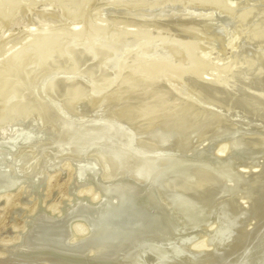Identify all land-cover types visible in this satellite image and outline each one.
<instances>
[{
    "label": "rangeland",
    "instance_id": "374dc122",
    "mask_svg": "<svg viewBox=\"0 0 264 264\" xmlns=\"http://www.w3.org/2000/svg\"><path fill=\"white\" fill-rule=\"evenodd\" d=\"M147 1L148 0H145V2L144 0L142 1L141 0H136V1H133V0L132 1L131 0H127V1L126 0H11V1L10 0H0V121H1L0 123H4L6 120H9V119H19V118H24L26 116H30V117L33 116L34 117L33 120L36 123L35 124L34 122H32L33 125L32 123L31 124L26 123V124H23V126H21L23 127V129L28 130V132H31L32 134H34L32 137H27L28 138L27 140L26 138H20V139L16 138L15 141H11V139L14 138V137H11V139L8 141L9 142L8 145L10 146L5 145L8 143L6 142L7 140L5 142L3 141L4 139L0 140L2 142V143L0 142V184L2 183L5 177H6L5 179H9L10 181L13 182V186L11 185L7 188L0 189V196L5 195L2 197V199H0V247H3V248H0L1 254L6 252L4 255L7 256L6 254L13 252V250L9 249L8 247L13 245L15 242H22L26 237L28 238V237H31L33 234H35V231L31 232V230L33 229L34 226H36L40 222L38 220L39 217L42 216L43 214L46 215L47 214L46 212H51L52 209H56L55 214L53 215L54 217L56 216L54 220H56V222H62V220L65 221L67 219L66 215H68L72 211L81 210V208L83 207L82 205L87 203L88 199H86V196L85 195L83 196V194L89 193L88 198H92V196L89 197V195H95L96 193L97 198L100 199V201H103L106 199L107 194H108V185L104 180L100 179V180L91 182V180H88V179L82 180L80 178L79 173L81 172V168L79 167L81 166L83 168L84 163L83 162L81 163V160L75 157L76 151H77L76 156H79L80 152H81V155H86V154L90 155L91 154L90 152H92L93 154L94 153L97 154L99 151L98 148L102 146L103 148L100 149L99 153L102 155L109 154L110 156H112L110 152V147L108 145L106 147L104 143L106 144V142H109L110 140L112 141L116 140L117 145H119L120 143L121 145H123V143L125 144V142L126 143L129 142L128 139L127 140L123 139L124 142L123 140L120 141V139L122 138L119 139L118 137H114L113 139L115 138L116 139L113 140L112 139L113 136L112 137L110 136L109 138L111 139L109 140L105 138L106 141L102 142L104 141V138H103V135L101 134V131L99 130V127L97 126H90L88 128H84L75 133L72 132V135H71L70 133H68V132H71L70 127H68L67 124H65L62 120H59V119L58 120L61 123L59 125V123L57 122V125H59L60 127L58 130V127H56L55 125L56 122L54 123V121H56L57 118L52 121L54 128L56 127V130H57L56 133L49 134V132L48 133H46V131L43 132L42 126L43 125L47 126V123L49 122V118H48L49 116H48V113L46 112L44 104H46V102H48L49 105L56 103L58 101L57 94H59V90H62V91L64 90V93L68 97L67 98L65 94H64L65 97L62 96L63 100L66 102L65 104V102L63 101L66 106L64 109L62 108L60 109L58 107L59 112H61L65 116L69 115V117H73L76 115L78 108L84 103L90 109H93L94 115L91 116V119L95 117V119L97 120L114 122L122 126L127 132H130L131 134H133L134 145L136 146V149L145 150L146 149L145 147L149 145V147L152 146L151 150H153L154 152H167V151L162 150L163 145L165 144L166 146L164 145L165 146L164 148H166L171 138H169V140L167 138L163 139L162 136L159 135L165 132L162 129H164L166 126L168 127L177 126V127L187 128L193 125L194 126L193 128L195 129V131L193 130L190 133L189 141L193 142L191 149L193 148V146H195L194 147L195 149L193 148V150L190 151V154H193L195 156V155H199L203 153L202 152L204 150L203 148H205V146L206 145L208 146L209 144V145H214L215 147L224 148L225 152L228 155H231L230 157H233V156L241 157L244 161L245 167L248 168L247 170L246 169H241V170L249 172L247 175L243 174L244 176H246L245 177L246 180H244L243 183L248 188V191H249L248 197L249 199H252L255 196L257 184L256 182L253 181V175H254L253 173L256 172V170L258 171L264 170V146L256 147V145L254 146L250 143H247L246 139L255 137V136H259L264 139V78L255 79L250 85H248L249 87L247 88L246 91L240 92V93L228 92L224 90H215V91L208 90L207 91V90L201 89L198 86L190 85L192 88L190 91H187V92L190 95L192 101H194L193 107H191L189 110L183 112V114H180L178 116L177 115L176 116H163L159 119L150 118V120L146 119L147 121L145 122V120L139 121L136 118L134 119V116H133L134 108H131V106L132 107L135 106L136 103L130 97L127 98V95L129 96L130 94L125 93L127 95H124L121 91L115 88L116 90L107 89L105 93L103 92L104 95L102 94V92L97 94L96 93L97 91H95L94 92L96 95L95 96L94 93L93 94L89 93L90 90L91 91H94V90L92 88L91 89L87 88V85H89L90 83H91L90 85H92V82L94 85L96 84L97 86L100 84L103 85L102 80L100 81V79L97 78V79L91 80L92 82H90L88 79L84 77L87 73H89L88 72L89 69L90 71L94 70L97 73H100L99 71L101 72L108 71L110 68V65H112L113 57H111L110 55L103 57L104 55L102 56L99 54L97 55L96 52L102 50L104 47L109 46V45H110L109 47L111 46L113 47V48L111 47V49L113 50L115 48L118 49L116 53L119 52L121 49L120 47H123V45H127L128 41L132 40V39L130 40L132 36L130 34L128 36L127 35L123 36L124 38L126 36L130 37L128 38L129 39L128 41L126 40L127 37L125 39L122 37L123 33L127 34L129 32L132 34L137 33V32L144 33L145 38H141L142 40L144 39V41H147V38L149 36L148 40L152 42L150 47H154V48H157L158 46L159 47L168 46L172 44L170 43L172 42V40L174 43L175 40L179 41L184 38V40H198L201 43L202 47L207 52L211 53L212 57H218L221 59H229L233 56L234 57L237 55L240 56V54H244L247 56H254V57L258 56L261 53L260 51L261 49H259V46L254 41L252 42L253 39H251L253 38L252 35L254 32V26H255L254 25L255 22H252V20L255 19L256 21L261 16L260 14H264V6H263L264 0H222L221 2L222 5L217 6L215 3L207 4V5H210V7L207 5L202 7L201 3H200L201 5L200 6L199 3L197 2L198 0L197 1L192 0L189 3L187 2L190 0H185V1L184 0L183 1L182 0L180 1L179 0H165V1L162 0L163 2L160 0L161 4L159 3V0L158 1L154 0L155 2H151V0L148 1V3L150 2L153 3L154 6L153 5L150 6L151 4L150 5L147 4ZM156 2H158L159 4L156 5ZM230 4H232V6L234 5L235 7H233L232 9V6H230ZM222 8L223 10L224 9L227 10L226 11L227 13L224 12ZM234 8H236L237 10ZM240 9H243V10H240ZM238 10L240 11V13L238 12ZM252 10H254L255 12L258 11V13L253 14L254 12L252 13ZM236 11L239 13V15L237 16L234 15L236 14ZM242 11L244 14L242 13ZM248 12H250L251 14ZM240 19H242V21L246 20L247 22L250 20L251 22L250 21L248 23H246V21L242 22ZM98 23L101 25H98ZM136 24L137 26L138 25L140 26L137 27ZM94 25H96L95 29H93V27H95ZM97 25L99 27V31H97L98 30ZM79 29L85 31L84 35L85 34L87 35L85 36L82 35L83 31L81 32ZM78 32H80L81 34ZM46 33L47 34L51 33V36H48V38L50 39L47 40V42L46 41L41 42L39 40V37L46 36L45 35ZM59 34L64 35V37L63 36L61 37ZM79 34L80 36H78ZM152 34H155V36ZM54 35L58 36L60 39ZM246 35H248V37ZM162 37H163V40L161 39ZM165 37H167L166 39L167 41H169L168 42L169 44L167 42H166L167 44L165 43V40H166ZM98 40L101 43V45L99 44L101 46L100 48L97 47L98 46L97 44L99 42ZM96 41L97 43H95ZM90 44H92L93 46ZM137 45L138 44H136V46ZM91 46L93 50L92 48H89ZM80 61L84 63L83 66L81 65ZM73 74H77L79 78L87 82V85L86 83H84L83 85L81 84L82 86L78 85V86H81L82 88L81 90H79L81 94H82V91L85 92L84 93L85 95L79 98L76 97L75 95L68 96L67 94H68L69 89L67 86H69L68 85L69 83L67 81H66L67 83L63 82V80L65 81L68 76L73 75ZM31 75L33 76L32 78H31ZM52 77H54L56 80L52 81L51 80ZM65 87L66 89H64ZM21 91H24V92H21ZM79 91L78 93H80ZM114 91L115 92L119 91V92H116V94H114L115 93ZM97 95L98 96L100 95V96L97 97ZM115 96H117V98H115ZM130 96H133V95H130ZM71 98L72 99L74 98V99L70 100ZM76 98H78L79 102L81 100L82 101L79 103L77 102L78 100ZM119 100L120 102H118ZM131 100H133V102ZM19 101L21 103H19ZM33 101H35L34 102L36 103L35 105L33 104ZM93 101L95 102L93 103ZM68 103L72 104V106L74 105L75 106L74 107L69 106ZM96 104L97 106H95ZM34 106H35V109H34ZM125 118H126V121L124 120ZM40 122L41 123L43 122V124H41ZM82 122L85 123L86 120H82ZM1 127L2 125H0V128ZM36 127H39L40 129H37ZM20 131H23V130L21 129ZM60 131L64 132L65 135L62 132L61 133L63 135L59 134ZM17 132L19 131H16L15 133L16 137L17 135H19V133ZM79 132L81 133L79 134ZM51 134L53 135L52 137H54V139L56 137V139L54 140L56 142L59 139L58 136L60 137L61 135V139L58 140L59 144H60V141L62 142L61 147H59V144H57L56 142H52L53 138L50 136ZM153 135L154 137H152ZM80 136L86 141L87 145L89 142H90L89 145H93V143L97 145V143L98 144L100 143L99 145L100 147L98 146L94 147L93 145V147L96 149L93 148V150H90L92 146H88L89 147L88 148L86 145V147L82 149L79 145L76 144L78 142V137ZM93 136L95 137L92 138ZM49 137L52 140L50 139L48 140ZM68 138H69V141H67ZM93 139L95 141L96 140L98 141L95 142L93 141ZM118 140H119V143H118ZM165 140H166V143H164ZM50 141L52 142L51 146H50L51 144ZM63 141L68 143V145H66L65 142L63 143ZM162 141L163 143H161ZM131 142L132 141H130L129 143ZM46 144L49 145L50 147L47 146ZM43 145H45L44 148L42 147ZM46 146L48 148H46ZM78 146L81 148V151L79 150ZM28 147H31V149H29ZM41 147L43 148L42 150L43 152L40 149ZM51 147H53V149ZM159 147L160 149H157ZM168 147H170V145H168ZM56 148H57V151L55 150ZM72 148L75 149L76 151L71 152ZM23 149L25 151L28 150L29 153L27 152L25 154L26 156L24 155L23 157H18V153ZM63 149H67V150L63 152L61 151ZM197 149H198V152H196ZM37 150L39 151V153L41 152L42 153L41 154L37 153ZM58 150L60 152H58ZM85 150L88 151L86 154H85ZM95 150L97 153L95 152ZM57 152L59 154H57ZM61 152H63V154H61ZM211 152L213 153L214 151L211 150ZM211 152L208 153L207 157L205 156V159L210 160V158L212 157ZM73 153H75V155ZM196 153H199V154H196ZM31 154L32 156H27ZM36 154H39L38 156H40L38 157V159H40L41 157L44 158L43 160L41 159L42 162L37 159V156H35ZM45 154L47 158L44 156ZM223 155L224 157L226 156L225 154ZM29 157H30L31 165L33 162L35 164H37L38 162L37 166L40 167V169L37 168V166L34 164L32 166L29 164V161L27 159ZM114 159L117 160V158H114ZM73 160H77L76 161L77 164H79L78 161H80V164L79 165L75 164ZM39 161L42 163L41 166H40L41 163ZM166 161L167 163H165ZM160 162H163V163H160ZM159 164L161 166L167 167V165L170 163L168 162V160L160 159ZM231 165H232L231 162L227 163V166H230L233 168V165L232 166ZM26 166L28 167L26 168ZM33 166H35V168H33ZM30 167L34 169V170L32 169V171H34L32 172L33 174L30 173L31 172ZM42 167H43V171H42ZM200 167L199 168L190 167L192 169L189 168V170L197 174L196 178L198 177V174L200 176L202 175V179H200L201 178L200 176L198 177L199 179L198 178L196 179L195 176L190 177L188 174L186 175L184 174L181 176L172 175L165 179H161L159 183V188L160 189L163 188V185L165 187L166 184L168 183L169 184H175L177 182L184 183L187 186L189 185L191 187L190 188L188 186L190 189L194 188L196 190H200L203 192H207L208 194H211L209 196L211 198V201H213L214 199L216 200L212 202L214 207H216L217 203L219 204V203L231 201L234 199L235 194L237 195L236 193L237 191H235L234 186L238 185V184H234L237 182L236 178H227L225 180V177L222 176L221 174H218L217 176V173L215 174V171H213L212 173V171L210 170L212 168L209 165L200 166ZM54 169H57V170L53 171ZM13 170H14V173H13L14 175H11ZM39 170H41L42 173ZM46 171L49 173H47ZM43 172L47 173V175L49 174V176H44L45 174H43ZM40 173L41 175H39ZM130 174L132 175V177L136 179L139 178V181L140 179L141 181L144 180L141 174H138L139 177H136L137 174L135 173H130ZM212 174L214 176L213 179H212ZM215 177L216 179L219 178L220 180H222L219 183L222 184L223 188L220 186L221 184L217 186L218 180L214 181ZM43 178H45L43 181L44 183L43 182L39 183V180ZM170 179L171 181L169 182L168 180ZM172 179L173 180L175 179L174 180L175 182H173ZM185 180L189 182L190 184L191 182H193L194 184L190 185ZM213 181L216 183H214ZM231 181L233 185L231 184ZM251 181L253 182L251 183ZM78 182L80 183V186L81 185L83 186L80 187ZM85 182H86V185L84 184ZM250 184L252 185L253 188L251 187ZM19 185L23 186L20 190H18L20 192L11 193L14 190V188ZM38 186L40 187L38 188ZM87 187H90V188L93 187V188H91L92 190H90ZM218 187L220 188V190L217 189ZM70 189H71V192L73 193V196H71V198L69 196ZM24 193H26L30 197L34 196V198H37L39 201L42 200L43 198L45 201V205L40 206V203L38 201L37 203H35L33 202V200L28 202V204L26 202H22V197ZM218 194H221L219 197H217L218 200L220 201H218L217 198H215ZM165 197L167 199V201L166 199L165 201L166 203H168L167 205L170 207L171 206L170 204H172L171 198L167 195ZM67 201L68 203L64 205L63 203ZM243 204H246V203L243 202ZM73 205H76V206L78 205V206L76 207ZM43 208L47 211L45 212ZM60 208H61V213H60ZM19 209L26 211L28 214L25 224L23 223V218L18 215L17 211ZM41 209H43L42 212H39V210ZM64 210H66V213ZM92 212L93 213L90 214L91 212L86 210V213H84V215H82V217H80L79 220L78 218H75L73 222L75 223L76 221L77 222L81 221V225L85 227L86 229L85 231L87 235L90 237V239L95 238V237L105 239L106 237L105 244H107L110 240L112 241L116 239L115 240L116 242L118 240L120 241L121 238L124 239V237H126L127 234L128 235L131 234V232L141 233L143 232V230H146L148 228L152 229L155 227V224H156V221L154 219L149 220L148 218L142 219V218H137V217L129 218L126 216L124 218L122 217L116 223H109V225L107 223L104 225L102 224L103 227L100 228L101 231L97 234L95 232H98L99 230L93 231L92 228L88 226L90 223L88 218H93V216L91 215H97L100 212L94 213L96 212L94 210H92ZM35 213L37 214L35 215ZM84 216H85V219H84ZM61 218L62 220H60ZM50 219L51 218H48L46 220L44 219V220L48 222ZM82 220L86 224L88 223V225H86L85 223H82ZM47 222H45V224L51 223L50 221L48 223ZM112 226L114 227V231H113L114 234L115 235L118 234L116 235L117 238L112 237L114 235L113 233L111 237L110 236L108 237V235H111V233L109 234V232L113 230V228L111 229ZM206 227L207 226L203 228L200 227V228L202 230L206 229L208 232H210L211 231L210 229H212V227H210V229L209 227H207L208 229ZM89 228H91L92 231H90ZM108 228L110 229V231L108 230ZM197 228L193 229L189 227L188 228L183 227L181 229V232H178L176 235H174L173 239L175 240L177 239L176 241H180V242L185 241V239L187 240L189 236L191 237V235L197 231ZM82 229L84 230V228ZM23 230L24 232L21 234V236H18V235L15 236L16 233H21ZM106 230L109 231L107 232L108 235L106 234V232H104ZM213 230L211 232H214ZM10 231L13 232V234H9ZM186 231H188V234L186 233ZM102 232H104L103 234L104 235L106 234V235L105 236L101 235ZM70 235L71 234L68 231L67 238L69 239V241H71L70 239H72V241L76 243V239H74L73 236L71 235L72 236L71 237ZM110 244L115 246L117 243H110ZM109 245L107 248L105 247L104 249H110L111 245L110 246ZM114 246L112 247V249L114 248ZM11 248H13V246ZM147 256L148 255H145L144 257L145 259L143 258L144 263H152V261H154V263H159L160 261L158 260L160 257H157V256H156V259L158 261L154 260L155 258L151 256H148V257H151V260L148 261ZM161 262L162 261H160V263ZM0 264H2V260Z\"/></svg>",
    "mask_w": 264,
    "mask_h": 264
},
{
    "label": "bare ground",
    "instance_id": "6f19581e",
    "mask_svg": "<svg viewBox=\"0 0 264 264\" xmlns=\"http://www.w3.org/2000/svg\"><path fill=\"white\" fill-rule=\"evenodd\" d=\"M133 1H136V0H133ZM148 1H150V0H148ZM148 1H147V4H149V5L151 4L150 6H152L153 3H151V2H155L158 0H155V1L151 0L150 3H148ZM163 1H165V0H163ZM191 1L192 0L188 1L187 3L191 2ZM144 2H145V0H144ZM197 2L199 3V5L201 3L202 7L206 6L207 4H212V3H215L217 6L222 5V3H221L222 0H198ZM159 3H160V0H159ZM159 3L156 2V5ZM207 6L210 7V5H207ZM230 6H232V4H230ZM141 7H142V5H141ZM143 7H145V6H143ZM233 7H235V6L233 5L232 9H233ZM117 8H118V6H117ZM236 8H234V9H236ZM232 9H231V11H232ZM261 9H260V11H261ZM222 10H223V8H222ZM240 10H243V9H240ZM223 11L226 12L227 10L224 9ZM238 12L240 13L239 10H238ZM238 12L236 11V14H234V15H236V16L239 15ZM242 13H243V11H242ZM248 13H250V12H248ZM252 13L253 14L258 13V11L255 12L254 10H252ZM193 15H195V14H193ZM197 15H199V14H197ZM260 15L261 16L256 21H255V19L252 20L253 18L251 19L252 22H255L254 23V25H255L254 26V32L252 35L253 38H251V39H253L252 42L254 41L259 46V49H261L260 50L261 53L258 56L254 57V56H247L244 54H240V56L239 55H237L235 57L233 56L229 59H221L218 57H212L211 53L207 52L202 47L201 43L198 40H184L183 37H182L183 39H181V40L178 39L179 41L174 39L175 40L174 43L172 40V42H170L172 44H170L168 46H161V47L158 46L157 48H154V47H150L152 42L148 40L149 36L147 38V41H144V39L143 40L141 39V38H145L144 33H142V32H137V33H133V34L130 32L127 34L123 33L124 35L122 34V37L125 35L128 36L129 34L132 35L131 38L126 36L127 37L126 40L128 41L129 40L128 38H130V40L132 39L131 40L132 42L128 41L127 45H123V47H120L121 49L119 52H117L118 54L116 53V51L118 49L115 48L113 50V49H111L112 46L109 47L110 45L106 46L102 50L96 52L97 55L98 54L101 56L104 55L103 57H105L107 55L108 56L110 55L111 57H113V62H112V65H110L109 70L106 72L99 71L100 73H97L94 70L90 71V69L88 71L89 73H87V71H86L87 74L85 75L84 78L88 79L90 82H92L91 80H93V79L99 78L100 81L102 80L103 85L100 84L97 86L96 84L94 85L93 82H92L93 86L90 85L91 83L89 85H87V82H85L83 79L79 78L77 74H73V75L68 76L65 81L63 80V82L67 81L69 83L68 84L69 86H67L69 89L67 95L68 96L75 95L78 98L84 96L85 92L82 91V94H81V92L79 91L82 89L81 86L84 83H86L87 88H90V89L92 88L94 90L93 92L97 91L96 92L97 94L101 93V92L103 94V92L105 93V91L107 89H114V90L117 89V90L121 91L124 95H127L125 93L133 95V96L127 95V98L130 97L131 99H133L136 103V104L134 103L135 106L137 105L136 107L131 106V108H134V110H133L134 119L136 118L139 121L145 120V122H146L147 121L146 119L150 120V118L159 119L163 116H176V115L178 116L180 114H183V112L189 110L191 107H193L194 101H192L190 95L187 92V91H190L192 88L190 85L198 86L201 89H204L207 91L208 90H210V91L211 90H214V91L215 90H224V91H228V92H237V93L244 92L249 87L248 85H250L255 79H263L264 78V14H260ZM194 18H195V16H194ZM240 20L242 21V19H240ZM245 21H242V22H245ZM187 22H189V21H187ZM248 22L246 21V23H248ZM184 23H185V21H184ZM98 25H101V24L98 23ZM98 25H97V27H98ZM94 26L95 27H93V29L96 28V25H94ZM136 26H137V24H136ZM138 26H140V25H138ZM159 26H160V24H159ZM152 27H153V25H152ZM196 28H195V30H196ZM226 28H228V27H226ZM110 29H111V27H110ZM135 29H137V28H135ZM74 30H75V28H74ZM72 31H73V29H72ZM80 31L82 32L83 30H80ZM97 31H99V27H98ZM84 32L85 31H83L82 35H84ZM125 32H127V31H125ZM144 32H146V31H144ZM78 33H80V32H78ZM80 34L78 36H80ZM224 34H225V32H224ZM45 35L46 36L39 37V40L41 42H45V41L47 42V40L50 39V38H48V36H51V33L50 34L46 33ZM85 35H87V34H85ZM152 35L155 36V34H152ZM54 36H56V35H54ZM60 36L64 37V35H62V34ZM195 36H196V34H195ZM246 36L248 37V35H246ZM56 37H58V36H56ZM92 37H94V36H92ZM151 37H150V39H151ZM166 38L167 37H165V39ZM140 39L142 42L140 41ZM161 39L163 40V37ZM100 41H101V39H100ZM100 41L97 44L98 45L97 47H99V48L101 47ZM161 41H160V43H161ZM200 41H202V40H200ZM248 41H249V39H248ZM166 42L168 43L169 41H167V39H166L165 43ZM95 43H97V41ZM92 44H94V43H92ZM92 44H90V45H92ZM136 44H138V45L136 46ZM92 46L89 48H92ZM134 46H136V47H134ZM78 47H80V46H78ZM75 48H77V47H75ZM92 50H93V48H92ZM239 53H241V52H239ZM124 57H125V59H124ZM103 60H102V62H103ZM87 61H88V59H87ZM60 62H62V61H60ZM64 64H65V62H64ZM83 64L84 63L81 62L82 66H83ZM68 65H70V64H68ZM100 67H101V65H100ZM69 73H70V71H69ZM42 74H44V73H42ZM32 77L33 76L31 75V78ZM51 80L55 81L56 79L54 77H52ZM78 85H81V86H78ZM18 89H19V87H18ZM64 89H66V87ZM78 91L80 93H78ZM119 91H116V92H119ZM21 92H24V91H21ZM116 92L114 94H116ZM64 94H65L64 90L63 91L59 90V94H57L58 95L57 96L58 101L56 103L49 105V103L46 102V104H44L45 106L43 105L46 109V112L48 113V116H49L48 117L49 122L47 123V126H45V125L42 126L43 132L46 131V133L49 132V134L50 133L55 134L57 131L56 127H58V130L60 128L59 125L61 122L59 120H62L65 124L68 125V127H70L71 132H68V133H70L71 135H72V132L75 133V132H78L84 128H88L90 126H97V127H99V130L101 131V134L103 135V138H104V141H102V142L106 141L105 138L107 140L111 139V138H109L110 136L111 137L113 136L112 139L114 137H118L119 139L122 138V139H120V141L123 139L124 140L128 139L129 142L130 141H132V142L131 143L125 142V144H124L123 143L124 140H123V142H122L123 145H121V143L119 145H117L116 144L117 142L115 140L116 138H115V139H113L115 141L110 140L109 142H106V144L104 143V145L106 147H107V145L110 147V152H111L112 156H110L109 154H108L109 155L108 156V155H102L99 153L100 149L103 148L102 146L101 147L99 146L100 143L99 144L97 143V145L95 143H93L94 147H97V146L100 147V148H98L99 149L98 153L95 150V152L97 154H95V153L93 154L92 152L89 151L91 154L87 155L86 153L88 152L87 151L88 149L86 148L87 149V150H85L86 155H81V152H80L79 154L81 156L80 155L76 156L77 151L72 148L71 152L76 151V155H75V153H73V154L75 155L76 158L81 160V163L82 162L84 163L83 168L81 166L79 167V168H81V172L79 173L80 178L82 180H85V179L91 180V182L96 181V180H100V179L104 180L108 185V194H107L106 199L103 201H100V199L97 198L96 193H95V195H89V197L92 196V198H88L89 193L83 194V196L85 195L86 199H88L87 203L82 205L83 207L81 208V210L72 211L68 215L65 214L66 210H64L65 211L64 214L66 215L67 219L65 221H63L61 218L60 220H62V222H56V220H54L56 216L54 217L53 215L55 214L56 209H52L51 212H46L47 210H45L43 208L47 214L45 215L42 213L43 215L40 216L38 219L40 222L38 224L35 223L37 225L34 226L33 229L31 230V232L35 231V234H37V235L33 234L31 237H28V238L26 237L22 242H19V243L15 242L14 244H16V243L17 244L16 245L13 244L14 245L13 248H11L12 246L8 247L9 249L13 250V252L6 254L7 256L4 255L6 252L5 253L2 252L3 254H1V252H0V263L2 260V264H41L42 262L47 261L51 255L52 258H51L50 264H138L139 261H141L142 264H264V170L263 171L256 170V172L253 173L254 175L252 174L253 175V181L256 182L257 186H256L255 196L254 197L252 196L253 198L249 199L248 188L243 183V181L246 180L245 179L246 176H244L243 174L247 175L249 172L241 170V169H246V170L248 169L247 167H245L244 161L241 157H239V156L238 157H235V156L230 157L231 155H228L225 152L224 148L215 147L214 145H209V144H208V146L206 145L205 148H203L204 149L202 151L203 153H201V152H199L201 154L196 153L199 155H195V156L193 154H190V151H192L193 148L195 147V146H193V148L191 149L193 142L189 141L190 133L193 130L195 131V129L193 128L194 127L193 125L191 127H187V128L184 127L183 128V127L172 126L173 125V123H172V125H171L172 127L166 126L164 129H162L166 133L164 132V133L159 134V135H161L163 139L167 138L169 140V138H171L170 142L168 143V145H170V147H168V145H167L168 148L167 147L164 148L166 146L164 144L165 146L163 145V149H162V150L167 151V152L169 150V154L165 153V152L164 153H162V152L156 153L153 150H151L152 146L149 147V145H147V146L145 145L146 146L145 150L144 149H136V146L134 145L133 134H131L130 132H127L122 126H119L118 124H116L114 122L97 120V119H95V117L91 119V116L94 115L93 109H90L84 103H83V105H81L78 108V110L81 112H79L77 110L76 115L73 117H69L68 115L65 116L61 112H59V108L64 109L66 106L65 105L66 102L62 98V96L63 97L66 96V94H65V96H64ZM80 94H81V96H80ZM91 94H93V93H91ZM94 95H95V93H94ZM106 95H107V93H106ZM99 96L97 95V97H99ZM78 98H76V99L78 100ZM103 98H101V99H103ZM115 98H117V96H115ZM10 99H9V101H10ZM73 99L71 98L70 100H73ZM133 100H131V101L133 102ZM63 101L65 102V104ZM68 101H69V99H68ZM34 102L35 101H33V104L35 105L36 103H34ZM77 102H79V100ZM94 102L95 101H93V103ZM118 102H120V100ZM19 103H21V102L19 101ZM97 104H99V103H97ZM97 104L95 106H97ZM69 106H72V104H69ZM74 106H72V107H74ZM34 109H35V106H34ZM66 109H68V108H66ZM202 110H203V108H202ZM125 111H126V109H125ZM22 112H24V111H22ZM127 112H129V111H127ZM18 113H19V111H18ZM106 115H107V113H106ZM37 116H38V114H37ZM70 116H72V115H70ZM108 116H109V114H108ZM78 117L83 118L84 120H86V122L83 123L82 119H79ZM33 118H34L33 116H31V117L26 116L24 118H19V119H9V120H6L4 123H0V125H2V127L0 128V140L4 139L3 140L4 142L6 140H7L6 142H8L11 139V137L15 138L16 137L15 133L18 130H16V129L13 130L12 129L13 125L15 123L16 124L19 123L20 126H23V124H26V123H30V124L32 122L35 123ZM56 118H57V120L54 121V123L56 122L55 123L56 127L54 128L52 121L55 120ZM124 120L126 121V118ZM57 122L59 123V125H57ZM130 122H131V120H130ZM150 122H152V121H150ZM143 123H142V125H143ZM41 124H43V122ZM147 124H148V122H147ZM147 124H146V126H147ZM32 125H33V123H32ZM146 126H145V128H146ZM36 128L40 129L39 127H36ZM61 132L62 131H60L59 134L63 133L65 135L64 132H62V133ZM80 133L81 132H79V134ZM50 136L52 137L53 135L51 134ZM56 136H58V135H56ZM94 137L95 136H93L92 138H94ZM152 137H154V135ZM52 138H53L52 142H56V141H54L56 139V137H55V139H54V137H52ZM58 138H59L58 140H60L61 135H60V137L58 136ZM69 138L67 141H69ZM96 138H97V136H96ZM27 139L28 138H26V140ZM49 139L52 140L50 137L48 138V140ZM48 140H46V141H48ZM58 140L56 142L57 144H59ZM90 140H92V139H90ZM93 141H95V140L93 139ZM96 141H98V140H96ZM4 142H3V144H4ZM52 142H51L50 146L52 145ZM64 142L65 141H63V143ZM99 142H101V141H99ZM246 142L250 143L254 146L256 145V147L257 146L258 147L264 146V139L262 137H259V136L248 138V139H246ZM8 143L5 145H8ZM89 143L87 145L86 141L80 136V137H78V142L76 144L79 145L82 149L85 148L86 145H87V147L92 146L90 150H93V148H94L93 145H89ZM118 143H119V140H118ZM161 143H163V141ZM164 143H166V140ZM61 144H62V142L60 141L59 147H61ZM66 145H68V143H66ZM8 146H10V145H8ZM44 146L45 145H43L42 147L44 148ZM47 146H49V145H47ZM47 146H46V148H48ZM79 146H78V148L81 151V148ZM42 147L40 148L41 151L43 150ZM28 148L31 149V147H28ZM51 148L53 149V147H51ZM155 148H154V150H155ZM196 148H197V146H196ZM94 149H96V148H94ZM157 149H160V147ZM55 150L57 151V148ZM59 150H58V152H60ZM69 150H70V148H69ZM199 150H201V149H199ZM211 150H213L214 152L212 153ZM102 151H101V153H102ZM27 152H28V150H26V151L24 149L21 150L19 152L20 154L18 153V157H23ZM58 152H57V154H59ZM196 152H198V149L196 150ZM209 152H211V154H212V157L210 158V160L205 159V156L207 157ZM37 153H39L38 150H37ZM41 153H39V154H41ZM105 153H103V154H105ZM39 154L35 155V156H37V159H38V157H40V156H38ZM61 154H63V152ZM223 154H225L226 156L224 157ZM27 156H32V154L27 155ZM44 156L47 158L46 154ZM114 158H117L118 161L115 160ZM27 159L29 161V164L31 165L30 157ZM41 159L43 160L44 158L41 157L38 160L41 161ZM73 159H75V158H73ZM160 159L168 160V162L170 164H168L167 167L161 166L159 164ZM35 160H36V158H35ZM73 161L75 164H77L76 163L77 160H73ZM35 162H37V161H35ZM116 162L117 163L119 162L120 164L119 163L117 164ZM229 162L232 163L233 168L230 166H227V163H229ZM78 163L80 164V161H78ZM160 163H163V162H160ZM165 163H167V161ZM33 164L37 166L38 162H37V164H35L33 162L32 165ZM79 164H77V165H79ZM41 165H42V163L40 164V166ZM205 165H209L212 168V169H210L212 171V173H213V171H215V174L217 173V176H218V174H221L222 176H224L225 180L227 178H236L237 182L236 183L233 182V183L238 184V185L234 186V189H235V191H237L236 193L238 196L235 194V197L236 196L237 197L236 198L234 197L233 200L227 201V202H222L219 204L217 203L216 207H214L212 202H214L216 200L214 199L213 201H211V198L209 197L211 194H208L207 192H203L200 190H196L194 188H193L194 189V191H193V189H190L191 187L189 185L188 186L190 188L187 185H185L184 183L176 181L177 183H175V184H169L168 183V184H166L165 187L162 184L163 188H161V189L159 188L160 180L165 179V178L172 176V175H176V176L180 175L181 176L184 174L185 175L188 174L190 177L195 176V178H196L197 174L195 172L189 170V168L190 167L199 168L200 166H205ZM27 167L28 166H26V168ZM30 168H31L30 173L34 172V171H32V169L35 168V166H33V168L32 167H30ZM37 168L40 169V167H38V166H37ZM190 169H192V168H190ZM200 169H201V167H200ZM14 170H13L11 175H14L13 174ZM46 170H47V168H46ZM56 170L57 169H54L53 171H56ZM39 171H41V170H39ZM42 171H43V167H42ZM42 171H41V173H42ZM205 171H207V170H205ZM26 172H27V170H26ZM10 173H11V171H10ZM35 173H36V171H35ZM41 173L39 175H41ZM47 173H49V172H47ZM47 173L43 172V174H45L44 176H49V174L47 175ZM130 173L137 174L136 177H139L138 174H141V176L144 178V180L141 181V179H140V181H139V178L136 179V178L132 177V175ZM199 176L200 175L198 174V177ZM200 177H201L200 179H202V175ZM213 177L214 176L212 174V179H213ZM5 178L2 181V183L0 184V189L7 188L11 185L13 186V182L10 181L9 179H5ZM17 178H19V177H17ZM45 178L40 179L39 183L43 182ZM178 178H180V177H178ZM1 180H2V178H1ZM75 180H76V178H75ZM174 180L172 179L173 182H175ZM215 180H218L217 186L221 184L219 182H221L222 180H220L219 178L216 179V177H215L214 181ZM16 181H17V179H16ZM48 181H49V179H48ZM168 181L170 182L171 179ZM253 181H251V183ZM86 182L84 183L85 185H86ZM89 183H90V181H89ZM187 183L190 184L189 182H187ZM214 183H216V182H214ZM249 183H250V181H249ZM191 184H194V183L191 182ZM224 184H225V182H224ZM231 184H232V181H231ZM79 186H80V183H79ZM81 186H83V185H81ZM88 186H90V185H88ZM220 186L222 187V184ZM27 187H29V186H27ZM39 187L40 186H38V188ZM251 187H252V185H251ZM87 188L92 190L91 188H93V187H91V188L87 187ZM217 189L220 190L219 187ZM36 191H38V190H36ZM17 192H20V191H17ZM11 193H13V192H11ZM251 193H253V192H251ZM166 195L171 198L172 204H170L171 205L170 207L167 205L168 203H166V201H167V199L165 197ZM220 195L221 194H218L215 198L219 197ZM250 195H252V194H250ZM3 196H5V195H3ZM2 197L0 196V199H2ZM113 199H114V201H113ZM165 199H166V201H165ZM217 200H218V198H217ZM218 201H220V200H218ZM243 202H245L246 204H243ZM77 204H79V203H77ZM73 206H76V205H73ZM90 208H92V209H90ZM43 209L39 210V212H42ZM86 210L90 211L91 212L90 214L93 213L92 210L96 211L94 213L100 212L97 215H91V216H93V218H88L89 222H90L89 225H88V223L86 224L82 220V223H85L86 225L90 226L93 231L99 230L98 232H95L97 234L101 231L100 228H102L104 224L107 223L109 225V223H116L122 217L124 218L126 216L129 218L137 217V218H142V219L148 218L149 220L154 219L156 221V224H155V227L152 229L151 228L146 229L147 227L145 226L146 230H143V232H141V233L140 232L139 233L138 232H135V233L131 232V234H129V235L127 234V236L124 237V239L121 238L120 241L118 239H117L118 240L117 242L115 241L116 239L112 240V241L110 240L111 241V242L109 241L110 243H117V244L114 246L108 242L111 245L110 249H104L105 247L107 248L109 245L108 243H107L108 245L105 244L106 237H105V239L99 238V237H95V238L90 239V237L85 232V230H86L85 227H83L81 225V221L80 222L76 221L77 223L73 222V220L75 218H78V220H79V218L82 217V215H84V213H86ZM36 214L37 213H35V215ZM56 215H58V214H56ZM47 217L51 218L49 220L51 222L50 224L48 223L49 221L48 222L45 221L46 219H48ZM94 217H95V219H94ZM84 219H85V216H84ZM35 222H36V220H35ZM45 222H47L48 224H45ZM205 226L209 227V229H210V227H212V229H210L211 231L214 228V230H213L214 232H211L210 230H209L210 232H208L206 229H205L206 230L205 231L204 229L202 230L200 228V227L203 228ZM183 227H187V228L189 227V228H193V229L198 227L201 230L197 228V231L194 232L191 235V237L189 236V238L187 240L185 239V241H181V242L176 241L177 239L176 240L173 239L174 235H176L178 232H181V229ZM82 228H84V230ZM91 228H89L90 231H92ZM112 228H113L112 231H110V229L108 228V230L110 232L107 230L104 231V232H106V234H107V232H109V234L111 233V235L107 234L108 237L109 236L111 237L114 234V232H113L114 227L112 226L111 229ZM68 231L73 236V238L76 239V243H74L72 241V239H70L71 241H69V239L67 238ZM134 231H136V230H134ZM104 232H102L101 235H104L103 234ZM29 233H30V231H29ZM90 233H92V232H90ZM186 233L188 234V231H186ZM207 233H209V234H207ZM116 235H118V234H116ZM116 235L114 234L112 237L114 238V237H116ZM21 239H22V237H21ZM108 239H110V238H108ZM163 242H167L168 244L171 245L170 248H167L168 250L166 249V251L168 253V258L166 260H164L160 257L161 259L159 258L158 260L162 261L161 263H160V261H159V263H154V261H152V263H144V261L142 260V258L145 257V255H143L144 251L147 248H150V250L152 251L153 254L158 253L161 251L160 249H163V247H167V246H160V245H162L160 243H163ZM153 245H155L156 247H154ZM113 246H114V248L112 249ZM0 248H3V247H0ZM136 260H138V262H136ZM147 260L150 261L151 258H150V260L149 259H147ZM154 260H157V259L155 258Z\"/></svg>",
    "mask_w": 264,
    "mask_h": 264
},
{
    "label": "water",
    "instance_id": "95a60500",
    "mask_svg": "<svg viewBox=\"0 0 264 264\" xmlns=\"http://www.w3.org/2000/svg\"><path fill=\"white\" fill-rule=\"evenodd\" d=\"M124 59H125V57H124ZM89 93H94L93 91H91L90 90V92ZM69 116V115H68ZM80 119H82V120H84L83 118H80ZM120 126V125H119ZM12 129L13 130H15V129H17L19 132H17V133H19V135H17V137H15V138H12L11 139V141H15L16 140V138L17 139H20V138H27V137H32L34 134H32L31 132H28V130H25V129H23V127H21L20 125H19V123L18 124H14L13 125V127H12ZM23 130V131H20V130ZM9 144V143H8ZM65 150H67V149H63L62 151L64 152ZM62 153V152H61ZM156 153H161V152H156ZM162 153H164V152H162ZM165 153H168L169 154V152H165ZM21 187H23L22 185H19V186H17V187H15L14 189L15 190H13L12 192H17L18 190H20L21 189ZM8 193V192H7ZM7 193H5V194H7ZM69 196H70V198H71V196H73V193L71 192V189H70V191H69ZM3 196V195H2ZM1 196V197H2ZM32 198V199H31ZM31 200H33V202H35V203H37V201L40 203V206H44L45 205V201H44V199H42V200H38L37 198H34V196H28L26 193H24L23 194V197H22V202H26L27 204H28V202H30ZM68 203V201L67 202H65V203H63L64 205L65 204H67ZM37 205V204H36ZM63 207V206H62ZM18 215L19 216H21L24 220H23V223L25 224L26 223V220H27V217H28V214H27V212L26 211H24V210H22V209H19L18 211ZM60 213H61V208H60ZM59 213V214H60ZM34 214V213H33ZM30 215H32V214H30ZM25 226V225H24ZM25 230V229H24ZM24 230L21 232V233H16L15 234V236L16 235H18V236H21V234L24 232ZM86 232V231H85ZM9 234H13V232H9ZM19 241V240H18ZM19 243V242H18ZM17 244V243H16ZM160 244H162V245H160V246H167V247H163V249H160L161 251L160 252H158V253H155V254H152V251L150 250V248H147L145 251H144V253H143V255H148V256H151V257H153V258H156V256L157 257H161L162 259H164V260H166L167 258H168V253H167V251H166V249L167 248H170V244H168L167 242H163V243H160ZM15 245V244H14ZM14 245H11V246H14ZM10 246V247H11ZM154 247H156L155 245H153ZM168 250V249H167ZM144 257V256H143ZM151 257H147L149 260H150V258ZM51 255H50V257H49V259L47 260V261H44V262H42L41 264H50V262H51ZM140 259V258H139ZM142 260H143V258H142ZM136 262H138V260H136ZM138 264H142V262H138Z\"/></svg>",
    "mask_w": 264,
    "mask_h": 264
}]
</instances>
